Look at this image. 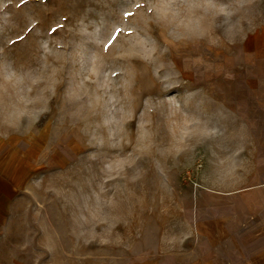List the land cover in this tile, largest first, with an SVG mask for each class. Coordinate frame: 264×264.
<instances>
[{
    "label": "rangeland",
    "instance_id": "1",
    "mask_svg": "<svg viewBox=\"0 0 264 264\" xmlns=\"http://www.w3.org/2000/svg\"><path fill=\"white\" fill-rule=\"evenodd\" d=\"M259 60L264 0H0V264H161L262 217Z\"/></svg>",
    "mask_w": 264,
    "mask_h": 264
},
{
    "label": "crops",
    "instance_id": "2",
    "mask_svg": "<svg viewBox=\"0 0 264 264\" xmlns=\"http://www.w3.org/2000/svg\"><path fill=\"white\" fill-rule=\"evenodd\" d=\"M264 63V60H259ZM254 63H256L254 61ZM261 101L257 113L261 116L259 121L264 120V78L260 85ZM254 149H262L260 156L264 157V141L260 143L251 142ZM251 180L256 182L258 191L243 188L242 192L248 190L262 192L264 194V160L253 161ZM262 217L253 224H246L244 228L237 227L234 222H227L228 233L223 235V227L219 226L220 239L214 238V222H205L204 233H199V238L194 244L195 250L186 256H173L161 264H264V207H260ZM211 225V226H210ZM244 225V224H242ZM201 228L198 227V230Z\"/></svg>",
    "mask_w": 264,
    "mask_h": 264
},
{
    "label": "snow or ice",
    "instance_id": "3",
    "mask_svg": "<svg viewBox=\"0 0 264 264\" xmlns=\"http://www.w3.org/2000/svg\"><path fill=\"white\" fill-rule=\"evenodd\" d=\"M138 7H140V6L138 5ZM125 16L130 18V17L133 16V13H126ZM55 31H57V30L54 29L53 32H55ZM122 33H123V30L120 29V28H117L116 31H115V35H113L111 37V39H110L109 43L106 45L105 49L108 50L109 48H111L112 45H114L118 41V39H119V37L121 36Z\"/></svg>",
    "mask_w": 264,
    "mask_h": 264
}]
</instances>
